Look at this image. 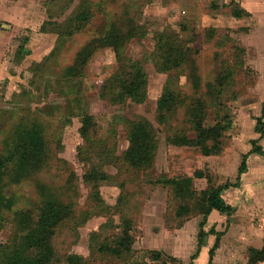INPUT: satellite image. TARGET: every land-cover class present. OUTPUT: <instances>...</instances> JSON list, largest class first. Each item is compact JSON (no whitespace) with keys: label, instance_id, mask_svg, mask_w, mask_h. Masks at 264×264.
<instances>
[{"label":"rangeland","instance_id":"obj_1","mask_svg":"<svg viewBox=\"0 0 264 264\" xmlns=\"http://www.w3.org/2000/svg\"><path fill=\"white\" fill-rule=\"evenodd\" d=\"M50 1L0 0V148L19 126L29 124L40 126L48 145L42 170L18 183L5 178L2 192L12 204L2 211L0 243L15 247L21 232L14 213L36 210L40 199L37 185L43 184L70 203L72 217L92 207L93 189L83 181L85 164L79 155L87 143L79 132L77 114V107L84 105L97 123L94 141H104L111 149L115 145V156L121 157L128 146L126 120L144 118L155 129L158 146L149 176L118 160L105 165L113 178L98 188L114 225L124 217L131 220L136 257L155 250L169 264H206L208 250L219 234L212 264H229V257L231 264H249L247 249L264 244V157L252 151L254 145L264 149V133L255 130L257 118L264 122V0H71L64 10L59 9L63 2L48 6ZM82 1H87L91 11L89 21L45 60L55 48L58 29L66 27ZM51 6L53 17L49 18L47 8ZM236 10L246 15L236 17ZM47 20L55 21V27L43 32L41 26ZM114 25L125 35L121 56L138 62L146 73L144 102L115 103L100 94L120 63L114 49L93 41L106 36ZM159 33L171 34L188 56L181 69L171 71L173 88L184 105L167 112L165 122L159 121L157 99L167 75L157 70L152 59ZM89 43L96 48L79 72L82 74L64 79L76 54ZM20 45L24 49L21 54L17 53ZM221 73H229L230 78L220 99L209 102L208 89ZM194 100L201 102L206 127L218 121L226 127L216 153L205 155L197 147L168 141L170 132L178 130L194 137L186 115ZM243 160L246 168L240 170ZM196 170L210 174L215 185L230 184L222 192L229 212L212 210L205 218L193 210L179 217L176 207L181 202L174 198L171 185L153 183L182 175L192 177ZM192 185L200 191L207 181L192 177ZM106 217L93 214L77 224L71 219L59 230L54 241L55 264H64V255L69 253L82 255L90 264H122V260L91 248L93 233L101 231ZM114 230L118 228L107 227L103 234ZM202 232L205 236L199 244Z\"/></svg>","mask_w":264,"mask_h":264},{"label":"trees","instance_id":"obj_2","mask_svg":"<svg viewBox=\"0 0 264 264\" xmlns=\"http://www.w3.org/2000/svg\"><path fill=\"white\" fill-rule=\"evenodd\" d=\"M71 2V0H56V2L51 0L47 4L48 6L52 5V3L61 4L59 9L64 10ZM51 8L52 6L47 8L49 18L53 17ZM234 15L241 17L246 15V12L243 13V11L236 10ZM90 17L91 11L88 3L87 1H82L78 9L70 17L66 27L61 30L58 29V39L55 48L48 54V57H45V60L55 55V50L59 48L66 37L82 30ZM55 23V21L47 20L42 24L41 30L43 32L54 30L53 26ZM48 25L51 29L46 27ZM131 32L134 35L137 34V31ZM124 38V33L120 32L118 27L114 25L106 36L99 37L93 41L97 46L105 45L114 49L118 53L117 57L120 63L118 71L113 73L102 85L100 94L115 103H122L126 100L141 103L145 101L147 96L146 73L138 62L130 59L126 60L121 56L120 48ZM177 42L178 40L171 34L159 33L156 36L155 49L152 54L157 70L167 75V81L163 86L162 93L157 99V112L160 122L166 121L167 112L170 113L176 107L184 105L185 102L176 93L171 80L174 74L171 71H178L188 60L184 46ZM96 45L89 43L83 47L76 54L73 65L65 70L63 78L69 77L68 80L75 79V77L78 78L82 74L79 72L83 71ZM23 52V46L20 45L17 53L21 54ZM20 54L19 56H21ZM190 63L192 66L194 65L193 59H190ZM194 72L195 68L192 67V73L194 74ZM226 74L229 73L217 75L215 84L208 89V95L211 99L209 102H215L220 99L227 79L230 78V75ZM60 80L58 79L57 82L61 83ZM77 102L79 103V101ZM77 109L81 123L79 132L84 141L87 142L86 145H82L80 148L79 155L85 164L83 181L93 189L90 197L92 207L72 217L74 211L70 203L59 199L54 192L43 184L37 185V190L40 194L37 208L35 211L18 210L14 213L21 236L18 241L16 240L15 247L11 249L6 244L0 243V264H55L57 252L54 241L59 230L66 227L65 225L71 219H74L76 224L79 222L83 223L91 215L98 213H103L107 216V221L101 225L99 233H93L91 248H95L101 255L122 260V264H169L160 251L146 250L143 251L144 255L139 258L136 257V251L133 248L135 238L132 232L131 220L124 217L119 225H114L113 218L109 215L110 207L102 200L98 190L100 184L109 182L113 178L106 171L105 165L113 164L118 160H122L123 166L133 169L136 173H142L146 178L149 176L147 172L154 165L158 146L155 129L144 118L126 120L128 146L121 157L115 156V145L111 149L104 141H94L92 135L97 130L94 116L85 111L84 105H79ZM202 110L199 100H194L193 104L189 103L186 108L187 120L190 124V129L194 131V137H189L183 130H178L173 132V134L170 132L168 141L173 145L197 147L205 155L218 152L221 147L222 133L226 127L219 121L212 126L206 127L204 125L205 112ZM256 123L255 130L262 135L264 133L262 118H257ZM7 142V144L5 142L6 145L3 148H0V231L4 221L2 211L5 208L9 209L12 204V200L6 198L2 192L5 178L9 176L11 181L18 183L24 178L32 177L45 167L48 155L47 141L42 129L37 124L19 126ZM252 151L264 157V149L261 146L254 145ZM245 168V161L243 160L240 170ZM192 177L205 178L207 187L200 191L195 190L192 185ZM192 177L182 175L179 178H169L165 181L158 179L154 182L149 180V182L162 183L164 186L171 185L174 198L179 199L181 202L176 207L177 216L179 217L185 216L193 210L202 212L205 218L212 210L220 213L230 211V207L226 205L222 196V192L230 184L215 185L212 183L211 175L201 170L194 171ZM110 226L116 227L118 230L103 234L104 229ZM210 231L213 232L212 229ZM204 236L205 232L200 233L199 244H201ZM219 241L220 236L216 234L214 245L208 250L206 264H212L214 252L219 246ZM4 248H8V250ZM247 252L249 264H258L264 261V244L261 248L249 247ZM1 253H4V256H1ZM63 262L64 264H90L82 255L77 253L64 255Z\"/></svg>","mask_w":264,"mask_h":264},{"label":"crops","instance_id":"obj_3","mask_svg":"<svg viewBox=\"0 0 264 264\" xmlns=\"http://www.w3.org/2000/svg\"><path fill=\"white\" fill-rule=\"evenodd\" d=\"M261 246H263V244H262ZM255 248H256V247H255ZM231 262H232V261H231V257H229V259H228V263L231 264Z\"/></svg>","mask_w":264,"mask_h":264}]
</instances>
